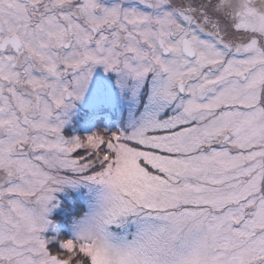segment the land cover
I'll return each mask as SVG.
<instances>
[{
    "label": "snow or ice",
    "instance_id": "1",
    "mask_svg": "<svg viewBox=\"0 0 264 264\" xmlns=\"http://www.w3.org/2000/svg\"><path fill=\"white\" fill-rule=\"evenodd\" d=\"M0 264H264V0H0Z\"/></svg>",
    "mask_w": 264,
    "mask_h": 264
}]
</instances>
